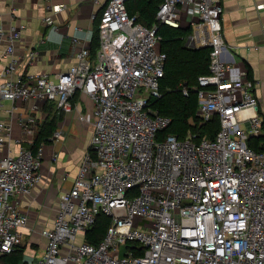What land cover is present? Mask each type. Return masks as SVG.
I'll use <instances>...</instances> for the list:
<instances>
[{
  "label": "built area",
  "instance_id": "obj_1",
  "mask_svg": "<svg viewBox=\"0 0 264 264\" xmlns=\"http://www.w3.org/2000/svg\"><path fill=\"white\" fill-rule=\"evenodd\" d=\"M223 11L222 0H162L149 26L130 14L127 0H105L92 15L99 19L96 53L75 50V62L55 77L18 73L15 42L27 25L0 26V40L9 41L0 53V257L24 243L20 196L42 180L44 151L43 143L14 151L13 121L4 112L13 113L9 101L34 99L77 110L94 130L73 187L41 230L45 250L33 264H264V148L248 142L264 133V121L255 81L225 60ZM184 13L192 41L211 47L210 72L195 88L198 115L220 118L214 137L165 133L171 117L152 102L162 95L167 60L158 23L182 27ZM38 53L34 47L29 57ZM80 92L91 100L89 110L80 108ZM35 123L33 114L21 118L26 133ZM100 214L111 223L92 244L86 234Z\"/></svg>",
  "mask_w": 264,
  "mask_h": 264
},
{
  "label": "crops",
  "instance_id": "obj_2",
  "mask_svg": "<svg viewBox=\"0 0 264 264\" xmlns=\"http://www.w3.org/2000/svg\"><path fill=\"white\" fill-rule=\"evenodd\" d=\"M0 0V26L9 28L12 24L27 25L20 39L16 40V55L20 74L57 73L68 69L75 62V50L83 46L91 49L99 45V31L94 13L100 14L105 0ZM66 5L56 11V5ZM224 7L222 22L225 41V60L235 67L249 68L256 83L259 97V113L264 121V0H222ZM182 28L191 27L186 36L189 47H200L191 38L194 30L189 16L183 14ZM97 35V40L95 36ZM78 38V42L74 38ZM193 40V41H192ZM97 41L98 44H95ZM9 45L8 40H0V53ZM95 46V47H96ZM36 47V59L29 57V50ZM1 57V56H0ZM6 59L0 58V73ZM248 74V72H247ZM76 100L81 109L92 108L91 100L82 92ZM13 108L12 115L4 112L13 121L10 145L17 151L25 142L33 143L37 133L35 127L52 119L57 113L56 131H62L59 140L46 138L40 173L42 180L30 195L20 196L21 209L27 215V222L20 227L27 239L24 260L21 264H33L36 253L41 256L45 250V238L41 230L51 226L59 211V197L62 192L73 187L80 164L89 147L94 126L81 120L77 110H58L55 100H17L7 102ZM37 113V115H36ZM33 114L36 123L32 132H25L21 118ZM41 119L38 120V117ZM37 245V247H36ZM0 264H5L0 261Z\"/></svg>",
  "mask_w": 264,
  "mask_h": 264
},
{
  "label": "trees",
  "instance_id": "obj_3",
  "mask_svg": "<svg viewBox=\"0 0 264 264\" xmlns=\"http://www.w3.org/2000/svg\"><path fill=\"white\" fill-rule=\"evenodd\" d=\"M161 2L162 0H127V8L130 14H137L140 22L151 26L157 22V12ZM96 23L98 28L99 19H96ZM158 26L162 36L161 47L167 53V60L165 74L160 82L162 95L152 102L162 114L171 117V122L164 132L181 138H185L190 132L214 137L220 128V118L215 115L211 120L205 121L198 115L199 94L195 88L199 84V77L210 72L211 47L187 46L185 38L192 30L191 27H173L161 22ZM95 39L97 40V35ZM95 44H98L97 41ZM95 46H91L92 54L97 51L98 47ZM247 72L248 77L252 78L249 68ZM184 87L189 89L188 94L184 93ZM57 122L56 113L52 119L44 122L30 147L37 148L46 141V138L57 129ZM248 142L255 149H263L264 133L249 138ZM110 223V217L100 214L87 231V241L98 244L105 236ZM24 251L25 247L21 244L13 252L1 256L0 261L5 264H21L24 260Z\"/></svg>",
  "mask_w": 264,
  "mask_h": 264
},
{
  "label": "rangeland",
  "instance_id": "obj_4",
  "mask_svg": "<svg viewBox=\"0 0 264 264\" xmlns=\"http://www.w3.org/2000/svg\"><path fill=\"white\" fill-rule=\"evenodd\" d=\"M36 115H37V113H36ZM40 119H41V116L38 117V120H40ZM35 129H36V132H37V130H39V125L36 126ZM24 145L27 146V147H29V146H30V142H25ZM23 242H24V243H23V246L26 248L25 244H27V239L24 238ZM36 247H37V245H36ZM37 248H38V247H37ZM37 255H38V253H36L35 257L32 258L33 263L36 262Z\"/></svg>",
  "mask_w": 264,
  "mask_h": 264
}]
</instances>
